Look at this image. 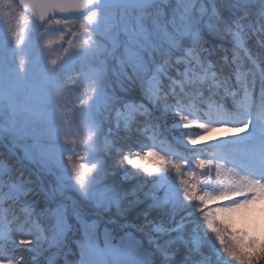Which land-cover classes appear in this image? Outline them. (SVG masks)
Instances as JSON below:
<instances>
[{"label": "snow or ice", "instance_id": "obj_1", "mask_svg": "<svg viewBox=\"0 0 264 264\" xmlns=\"http://www.w3.org/2000/svg\"><path fill=\"white\" fill-rule=\"evenodd\" d=\"M20 5L30 10L26 30L33 21L59 26L60 40L68 45L61 43L65 55L79 49L90 57L70 78L79 106L73 105L69 119L68 87L56 74L57 61L39 79L31 78L20 54L23 37L9 28L17 63L8 68L0 61V143L10 148L0 155V264H58V252L50 250L60 248L74 224L83 232L82 246L94 251L97 224L72 193L96 208L119 207L129 197L139 199L142 185L121 190L111 182L117 169L123 170V184L139 175L182 177L193 164L199 172L191 171L179 184L184 200L195 202L218 255H205L195 226L177 225L179 235L156 244L150 264L223 259L264 264V236L252 227L255 206L264 202V0H20ZM12 7L13 0L0 4ZM206 35L219 43L211 46ZM137 87L148 103L128 98ZM170 113L179 128L195 125L202 131L198 137L183 133L194 151L158 149L155 138L168 135L162 118ZM71 125L80 139L71 138ZM215 132L221 136H212ZM133 136L153 143L125 151L122 140ZM205 136L212 142L204 145L219 152L198 146ZM17 148L38 167L42 175L36 180L13 174ZM81 153L97 159L81 162ZM146 195L162 204L167 188L153 185ZM152 231L170 229L157 224ZM190 231L199 234L195 240ZM150 239L155 243L159 237Z\"/></svg>", "mask_w": 264, "mask_h": 264}, {"label": "rangeland", "instance_id": "obj_2", "mask_svg": "<svg viewBox=\"0 0 264 264\" xmlns=\"http://www.w3.org/2000/svg\"><path fill=\"white\" fill-rule=\"evenodd\" d=\"M18 1L19 0H13L12 9L0 8V61H3L8 68L16 67V45L14 38L9 32V28L23 37L20 45V54L21 58L26 59L28 75L31 78L39 79L41 74L47 71L48 65L51 64V61L56 60L58 63L55 68L56 74L59 79L65 81L68 87L66 92L67 99L65 101V111L69 114L68 118L70 119L73 105L75 104L77 107L79 106L77 100L79 93L75 91L70 78L76 75V70L82 66L85 59L90 57V54H86L79 49H72L65 55L61 43H63L64 47H67L68 45L66 40L63 42L60 40L61 30L59 29V26L47 25L40 21H33L26 30L25 24L28 23L29 20L28 15L25 13L30 10H25ZM2 3L3 0H0V4ZM5 13H7V16H5ZM71 30L76 32L77 28H72ZM72 38L73 37L68 36V39ZM205 38L211 45L213 40L219 42L216 38L210 35H206ZM83 39L87 40V37H83ZM64 55V59L60 61ZM134 90L141 92V95L134 96L131 94L128 98L148 103L138 87ZM229 99L230 98H228V100ZM159 114V111H157V115ZM162 120L163 127L168 131V135L157 136L155 138V144L158 146V149L160 148L165 154H169L170 147L181 153L195 150L191 148L193 146H188L183 142V133L188 132L193 136H197L201 132L198 127L194 125L190 129L179 128L176 125L178 118L174 113L167 114ZM69 131L70 134H74L71 138L80 139L75 125H71ZM216 133L217 132L212 133L211 135L213 136ZM84 134L90 135L87 130L84 131ZM149 136L151 137V133ZM150 143H153V140L143 136H133L122 140L123 146L127 147L125 148V151L131 150L133 153L140 151L142 145L147 146ZM207 147L209 146L204 147L206 148L205 152H217V149ZM9 150L10 148L6 147L4 143H0V155H6ZM77 151L79 152L80 149H77ZM81 156L83 157L81 162H87V160L95 162L97 159L94 153H89L88 156L86 153H81ZM10 163L12 164L14 175H19L22 172L24 177L31 176L34 180L42 175L35 164L23 158V153L19 148L16 149V162L10 161ZM193 170L199 172V170L196 169L195 164H193L191 168L185 166L184 175L182 177H176L170 172L160 173L152 178H147L142 175L134 177L144 179L148 185L151 182H155L156 185H162L167 188V199L162 204L154 203L152 197L148 196L150 208L159 206L167 207V209L161 211H156L154 209L150 211V209H148L142 214L139 213L140 209L130 211L131 206L128 200L123 201L119 207L112 206L109 208H100L101 211H105L106 213L99 212L98 209L89 202H87V204L91 205V207H81L90 220L95 222L98 221V224L100 220H104L101 227L104 226L108 239L107 241L104 240V244L96 243L95 250L91 251L97 264H145V261H148V264H150L148 258L156 251V244L165 245L179 235L182 229L178 228L177 225H182L183 230H190L195 226L205 241L204 247L207 249L205 255H218L216 253L214 237L203 228L202 222L199 221V213L196 211L195 202L189 203L183 198V190L182 186L179 184V179H188L189 173ZM122 171V169H117L116 174L111 177L121 181L120 177ZM150 190L151 189L148 191ZM72 195L77 204L80 205L76 196L77 194L72 193ZM161 195H163V192H161ZM5 207H7V205H5ZM262 212H264V202H257L253 215V220L255 222L252 224L257 235L260 234L258 231L259 227L264 225V216L261 215ZM157 224L170 229V231L163 233L153 232V226ZM79 229L80 227H78L77 224H74L73 230L67 234L63 248L58 257V264H64L65 260L73 259L75 255H77L76 244L74 241H76L75 233H77ZM112 232L115 234H112ZM105 233L102 232V237L104 239ZM109 233H111L113 238L115 240L117 239L119 242L114 240L112 242L110 240L112 237ZM198 235L199 234L196 232L190 231L188 233V237L192 240H195ZM151 236H158V241L154 243L153 240L150 239ZM120 237L124 239H121ZM176 258L177 257L174 254L172 259ZM217 264H228V262L226 259H223L218 260Z\"/></svg>", "mask_w": 264, "mask_h": 264}, {"label": "trees", "instance_id": "obj_3", "mask_svg": "<svg viewBox=\"0 0 264 264\" xmlns=\"http://www.w3.org/2000/svg\"><path fill=\"white\" fill-rule=\"evenodd\" d=\"M73 28H75V27H73ZM212 41V40H211ZM217 43H219V42H217L216 40H213L212 41V45L211 46H215ZM213 59H218V57H213ZM141 95V92H138V90L137 91H135V90H133V93H132V95H134V96H137V95ZM113 178V179H112ZM111 182L114 184V185H116L118 188H120L121 190H123V191H131L134 187H139V186H141L142 185V188H141V190L140 191H138L137 192V196L139 197V199H135V198H133V197H129L127 200H128V202L129 201H132L131 203H130V206H131V210L130 211H134L135 209H140V211H139V213H143L145 210H148V209H150V211H152L153 209L154 210H156V211H161V210H163V209H167V207H165V206H159V207H153V208H150L149 207V202H148V196L146 195L149 191V189H151L152 190V188H153V185H156L155 184V182H151L149 185H148V183L147 182H145V180L144 179H142V178H140V177H136V178H134V179H132V180H130V181H127V182H125V183H121V181H119L118 179H115L114 177H111ZM77 196V199H78V203L80 204L79 206L80 207H91V205H89V204H87V202L86 201H82L80 198H79V196L78 195H76ZM82 205V206H81ZM98 209V211L99 212H101V213H106L105 211H101V209L100 208H97ZM126 213H127V211H126ZM103 222H104V220H100L99 221V224L97 225V236H98V238H97V243L98 244H104L105 243V239L102 237V232H104L105 233V228H104V226H102L101 227V224H103ZM78 225V224H77ZM78 227H79V225H78ZM102 231V232H101ZM76 235H75V239H76V241H78V240H80L81 239V237H82V233H81V231H80V229H79V231H77V233H75ZM112 234H115V233H113L112 232ZM112 234L111 233H109V235L112 237L110 240L113 242V240L114 241H116V242H119L117 239L115 240L114 238H113V236H112ZM121 238V237H120ZM121 239H124V238H121ZM120 242H122V241H120Z\"/></svg>", "mask_w": 264, "mask_h": 264}, {"label": "clouds", "instance_id": "obj_4", "mask_svg": "<svg viewBox=\"0 0 264 264\" xmlns=\"http://www.w3.org/2000/svg\"><path fill=\"white\" fill-rule=\"evenodd\" d=\"M96 224H98V221H96ZM74 228V225H70L68 233L71 232ZM81 233H82V237L80 240L78 241H74V243L76 244V252L77 255H75V257L73 259L70 260H65L64 264H97L96 260L93 258L91 251H89V249H87L86 247L82 246V241H83V232L80 229ZM259 233L264 236V225H261L258 229ZM67 233V234H68ZM67 234L64 238V241L62 243V245L60 246L59 249H52L50 250V252L52 253H57L60 254V251L63 248L65 239L67 237Z\"/></svg>", "mask_w": 264, "mask_h": 264}, {"label": "bare ground", "instance_id": "obj_5", "mask_svg": "<svg viewBox=\"0 0 264 264\" xmlns=\"http://www.w3.org/2000/svg\"><path fill=\"white\" fill-rule=\"evenodd\" d=\"M200 135H202V131L197 136H194V137H198ZM229 135H232V134H229ZM213 136L219 138L221 136V133L220 132H217ZM211 142H212L211 136H205L204 139L202 141H200V145H203L205 147V146H208V145H204V144H209ZM200 145H198V146H200ZM217 152H219V150H217Z\"/></svg>", "mask_w": 264, "mask_h": 264}, {"label": "flooded vegetation", "instance_id": "obj_6", "mask_svg": "<svg viewBox=\"0 0 264 264\" xmlns=\"http://www.w3.org/2000/svg\"><path fill=\"white\" fill-rule=\"evenodd\" d=\"M18 2H20V0Z\"/></svg>", "mask_w": 264, "mask_h": 264}]
</instances>
